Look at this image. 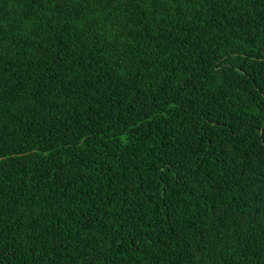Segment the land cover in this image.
Here are the masks:
<instances>
[{"label":"trees","instance_id":"trees-1","mask_svg":"<svg viewBox=\"0 0 264 264\" xmlns=\"http://www.w3.org/2000/svg\"><path fill=\"white\" fill-rule=\"evenodd\" d=\"M0 264H264V0H0Z\"/></svg>","mask_w":264,"mask_h":264}]
</instances>
